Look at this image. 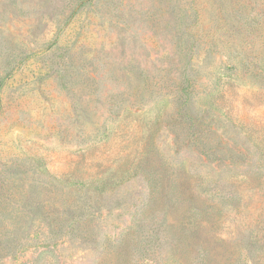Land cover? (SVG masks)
I'll list each match as a JSON object with an SVG mask.
<instances>
[{
    "label": "rangeland",
    "instance_id": "obj_1",
    "mask_svg": "<svg viewBox=\"0 0 264 264\" xmlns=\"http://www.w3.org/2000/svg\"><path fill=\"white\" fill-rule=\"evenodd\" d=\"M0 264H264V0H0Z\"/></svg>",
    "mask_w": 264,
    "mask_h": 264
}]
</instances>
